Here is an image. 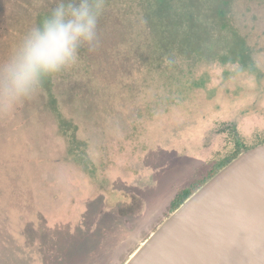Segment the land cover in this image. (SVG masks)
<instances>
[{
    "label": "rangeland",
    "instance_id": "1",
    "mask_svg": "<svg viewBox=\"0 0 264 264\" xmlns=\"http://www.w3.org/2000/svg\"><path fill=\"white\" fill-rule=\"evenodd\" d=\"M129 1L158 15L139 49L112 65L99 39L0 105V264H121L181 188L264 139V0ZM55 3L0 0V61Z\"/></svg>",
    "mask_w": 264,
    "mask_h": 264
},
{
    "label": "water",
    "instance_id": "2",
    "mask_svg": "<svg viewBox=\"0 0 264 264\" xmlns=\"http://www.w3.org/2000/svg\"><path fill=\"white\" fill-rule=\"evenodd\" d=\"M121 264H264V141L241 148Z\"/></svg>",
    "mask_w": 264,
    "mask_h": 264
},
{
    "label": "clouds",
    "instance_id": "3",
    "mask_svg": "<svg viewBox=\"0 0 264 264\" xmlns=\"http://www.w3.org/2000/svg\"><path fill=\"white\" fill-rule=\"evenodd\" d=\"M104 0H56L0 61V105L12 108L31 98L42 82L79 62L80 51L99 45Z\"/></svg>",
    "mask_w": 264,
    "mask_h": 264
},
{
    "label": "trees",
    "instance_id": "4",
    "mask_svg": "<svg viewBox=\"0 0 264 264\" xmlns=\"http://www.w3.org/2000/svg\"><path fill=\"white\" fill-rule=\"evenodd\" d=\"M142 3L144 5L143 1H141L140 4L139 3L137 4L141 5ZM131 4L132 6L130 4H127L126 0H104V11L101 14L102 18L98 20V21H103L102 28L99 31L100 34L98 37L102 43H108L107 54L109 61L112 65H114V63L117 62L116 58L117 59L121 58V54L123 53V50L129 53L132 52L130 51L132 50V48H134V50L139 49V47L137 46V41L139 40V38L141 40V38H143V35H145V39L146 41H148V34H149L148 21L153 20V15H152L153 12L150 10V8L148 9L146 8L147 10L145 12V17H144V15H142L139 12L135 4L132 2ZM33 14L36 15L37 12L35 11V13ZM153 14L158 18L157 14L155 13ZM185 15H189V14H185ZM180 21H190V20L187 18V20L182 19ZM105 31H109L110 34H114V35H111L110 37L105 36L103 34L105 33ZM142 51L143 50H141V59L143 58ZM262 141H264V139H262L260 142ZM252 146H246L244 148H249ZM240 150L241 148L237 149L226 159L209 167L205 171V174L203 176H201L198 179H195L187 186L181 188L171 203L170 211L173 210L175 207H177L196 187H198L207 178H209L218 168H220L231 158L236 156Z\"/></svg>",
    "mask_w": 264,
    "mask_h": 264
}]
</instances>
